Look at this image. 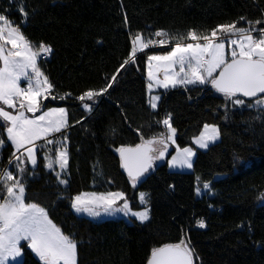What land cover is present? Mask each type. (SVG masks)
<instances>
[{
	"label": "trees",
	"instance_id": "1",
	"mask_svg": "<svg viewBox=\"0 0 264 264\" xmlns=\"http://www.w3.org/2000/svg\"><path fill=\"white\" fill-rule=\"evenodd\" d=\"M23 2L29 12L27 24L17 11L20 0H0V11L7 10L5 14L34 44L43 41L51 45L50 58L41 60L40 66L55 87L42 100V111L67 108L71 125L64 131L69 185L58 184L56 175L46 169L40 150L27 195L80 242V264H146L153 246L176 242L185 233L203 264H264V204L258 199L264 193V112L234 106L210 86L160 92L159 107L153 110L148 105L145 53L137 56L135 64L121 67L136 33L146 38L160 30L179 33L196 29L206 34L240 16L261 18L264 0ZM168 50L145 52L163 54ZM113 75L112 88L90 102L91 112L84 109L76 97L89 89L104 88ZM64 93L72 95L59 99ZM168 112L181 148L193 145V137L205 123L218 125L220 142L207 151H197L192 173L171 172L165 164L133 188L116 149L140 143L141 135L148 139L165 131L156 121ZM3 138L0 164L6 166L14 148ZM62 138L60 133L53 140ZM11 165L10 170L19 175ZM27 168L30 175L32 168ZM209 181L211 191L197 195V187L204 190L203 184ZM108 191L125 192L134 211L146 207L139 194H148L151 220L143 224L134 219L94 222L71 207V197L78 193ZM200 219L206 228L198 227ZM22 264L42 262L25 247Z\"/></svg>",
	"mask_w": 264,
	"mask_h": 264
},
{
	"label": "snow or ice",
	"instance_id": "2",
	"mask_svg": "<svg viewBox=\"0 0 264 264\" xmlns=\"http://www.w3.org/2000/svg\"><path fill=\"white\" fill-rule=\"evenodd\" d=\"M17 11L21 14L22 23L27 24L29 12L23 0H20ZM6 12L0 11V121H3L6 129L7 140L15 148L9 163L13 162L12 158L21 161V157H24V166L16 164L19 175L7 169L0 173V264L16 261L17 257L23 255L25 247L31 249L42 264H80V242L72 234H66L50 218L48 210L32 202L27 195L28 181L36 174V141L41 139L46 140L48 145H60L55 150V159L45 153V167L55 172L58 184L65 187L69 185V179L65 178L69 175L66 171L69 164L68 137L64 135V131L71 127L68 109L59 107L42 111V100L48 98L55 85L42 71L40 61L51 55L53 50L51 45L43 41L34 44ZM154 35L163 38L154 40L146 38L142 33L134 34L129 57L121 65L135 64L137 53H145L148 105L151 109H157L161 100L160 95L151 94L154 87L165 90L180 87L188 91L189 86H210L234 106L253 107L264 112V10L259 19L250 20L240 16L238 20L217 25L206 34L190 29L175 37L177 42L163 54L145 52L150 47L164 46L170 42L169 34L163 30ZM21 80L27 82L25 87H21ZM115 80L116 76L113 75L104 88L89 89L76 99L81 101L84 109L91 112L93 106L90 102H95L112 88ZM71 95L64 93L59 99L66 100ZM38 112L41 114L36 115ZM156 124H162L165 131L148 139L141 135L140 143L121 145L116 149L120 166L127 173L133 188L154 168L157 160L165 159L171 145H175L176 154L171 157L169 167L193 168L192 158L196 152L192 147L181 148L177 144V129L172 124V113H166ZM112 131L114 133L115 130ZM56 133H61L63 138L55 142L48 139ZM220 135L218 125L205 123L199 135L193 137V142L199 148L207 149ZM4 146L5 139L0 137V149ZM18 152L20 155H16ZM29 161L32 165L30 175L26 166ZM56 165L59 171H56ZM203 188L211 191V182L204 183ZM196 193L201 194L200 187H197ZM139 198L146 207L138 212L132 211L123 191L81 192L71 197V207L77 213L90 216H99L101 209L109 213L123 212L143 224L151 220V207L148 206V194L141 192ZM258 199L264 204V193H260ZM120 201L124 203L117 207ZM197 225L199 228L207 227L203 219L198 220ZM17 264H22V261H17ZM146 264L203 262L185 233L176 242L153 246Z\"/></svg>",
	"mask_w": 264,
	"mask_h": 264
},
{
	"label": "rangeland",
	"instance_id": "3",
	"mask_svg": "<svg viewBox=\"0 0 264 264\" xmlns=\"http://www.w3.org/2000/svg\"><path fill=\"white\" fill-rule=\"evenodd\" d=\"M183 33H186V32L168 33V34H169L170 42L167 43V44L169 45V47H167V49L170 50V49L174 46V44L177 42V40L175 39V37H178V35L183 34ZM162 38H163V37H156L155 35H153L150 39L158 40V39H162ZM185 42H187V41H185ZM160 47H163V46L150 47V48H148V49H146V50H157V49H159ZM146 50H145V51H146ZM159 50H161V49H159ZM169 50H168V51H169ZM140 53H142V52H138V53H137V56H138ZM177 70H178V69H177ZM146 74H147V67H146ZM161 78H163L162 74H161ZM26 84H27L26 81L21 80V87H25ZM147 84H148V76H147ZM189 87H191V86H189ZM170 89H172V88H169V89L165 90V89H163V88H156V87H154V88L152 89V93H151V94H152V95H160V96H161L160 92H166V91H168V90H170ZM147 91H148V88H147ZM148 99H149V92H148ZM160 101H161V100H160ZM160 101L158 102V107H159ZM54 108H59V107H54ZM157 109H158V108H157ZM157 109H155V110H157ZM9 110H10V109H9ZM39 114H41V113H39V112L36 113V115H39ZM28 115L31 116L32 114H31V113H28ZM57 134H60V133H56V134H54L53 136H49L48 139H52V140H53V137H56ZM4 136H5L6 139H7V133H6V129L3 127V121H0V137L3 138ZM53 141L55 142V140H53ZM56 141H57V140H56ZM7 142H8L9 144H11V141H9V140H7ZM219 142H220V138H219L214 144H210L209 147H208L207 149L199 148L198 145H196L194 142H193V145H192V146H189V147H192L193 150H194V151L196 152V154H197V151H207L212 145H215V144H217V143H219ZM36 144H37V152H36L37 156H38V153L40 152V150H42L41 154H42V156L44 157V160H45V153H47L50 157H52L53 159H55V150L58 149V148L60 147L59 144L57 145V148H55V147H53L52 145H48L47 142H46V140H44V139H41V140L36 141ZM55 144H57V143H55ZM55 144H53V145H55ZM11 145H12V144H11ZM13 148H14V146H13ZM49 149H52V151H49ZM14 151H15V148H14ZM21 151H23V150H21ZM116 153H117V155H119L118 152H116ZM175 154H176V152H175V145H171V146L169 147L168 155L165 157V159H164V160H157V161L155 162V166H154V168H153V169H150L149 172L146 173L145 176L141 178V182L138 183L137 186H136L135 188H137V187L142 183V181H144V179L147 178V176H148L150 173L154 172V171L156 170L157 167L162 166V165H165V164H167L168 169H169L171 172H175V173H187V174L192 173V172H193V168H192V169H188V168H179V167H176V168H170V167H169V161L171 160V157H172L173 155H175ZM16 155H20V153L18 152V153H16ZM195 157H196V155L192 158L193 163H194ZM23 161H24V157H21V161H15V159H13V162H12L11 167L14 166V168L16 169V164H17V163H21L22 166H24V165H23ZM46 163H47V161L45 160V165H46ZM37 164H38V158H37ZM26 166L32 168V165H31L30 161L27 162V165H26ZM46 169H47V168H46ZM47 170H48V169H47ZM10 171H11V170H10ZM48 171L51 172L50 170H48ZM56 171H59V166H58V165H56ZM66 171H67V170H66ZM13 173H14V172H13ZM53 173L55 174V172H53ZM14 174H15V173H14ZM126 174H127V173H126ZM65 178H66V177H65ZM61 186L65 187L64 185H61ZM204 192H206V189L201 190V194H200V196H201ZM123 203H124L123 201L118 202L117 207H119V206L122 205ZM128 203H129V202H128ZM143 205H144V204H143ZM129 206H130V204H129ZM130 208H131V207H130ZM132 211H134V210H132ZM141 211H142V210H141ZM135 212H138V211H135ZM76 213H77V212H76ZM77 214L80 215V216L86 217V218H88V219H90V220H92V221H94V222H102V221H106V220H125V221L130 222L132 219L137 220L135 217H132V216H130V215H125L123 212H115V211H113V212H110V213H109V212H104L102 209L100 210V215H99V216H90V215H88L87 213H77ZM137 221L140 222L139 220H137ZM140 223H141V222H140ZM22 243H24V242H22ZM34 255H35V253H34ZM35 256H36V255H35ZM36 257H37V256H36ZM37 258H38V257H37ZM38 259H39V258H38ZM17 261H23V255H22L21 257H17V260H16V261H10V264H17Z\"/></svg>",
	"mask_w": 264,
	"mask_h": 264
},
{
	"label": "built area",
	"instance_id": "4",
	"mask_svg": "<svg viewBox=\"0 0 264 264\" xmlns=\"http://www.w3.org/2000/svg\"><path fill=\"white\" fill-rule=\"evenodd\" d=\"M167 47H169L168 44L164 45L163 47H160L159 49H165V48H167ZM50 56H51V55L46 56V57H44L42 60H47V59L50 58ZM10 165H11L10 163H8L6 166H3L2 164H0V173H3L5 169H7V170L10 171Z\"/></svg>",
	"mask_w": 264,
	"mask_h": 264
},
{
	"label": "crops",
	"instance_id": "5",
	"mask_svg": "<svg viewBox=\"0 0 264 264\" xmlns=\"http://www.w3.org/2000/svg\"><path fill=\"white\" fill-rule=\"evenodd\" d=\"M147 51V50H146Z\"/></svg>",
	"mask_w": 264,
	"mask_h": 264
}]
</instances>
